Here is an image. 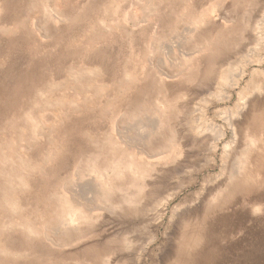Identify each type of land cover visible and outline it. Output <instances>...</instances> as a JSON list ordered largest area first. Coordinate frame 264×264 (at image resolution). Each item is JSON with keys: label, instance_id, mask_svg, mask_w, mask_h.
Wrapping results in <instances>:
<instances>
[{"label": "rangeland", "instance_id": "obj_1", "mask_svg": "<svg viewBox=\"0 0 264 264\" xmlns=\"http://www.w3.org/2000/svg\"><path fill=\"white\" fill-rule=\"evenodd\" d=\"M0 264H264V0H0Z\"/></svg>", "mask_w": 264, "mask_h": 264}, {"label": "bare ground", "instance_id": "obj_2", "mask_svg": "<svg viewBox=\"0 0 264 264\" xmlns=\"http://www.w3.org/2000/svg\"><path fill=\"white\" fill-rule=\"evenodd\" d=\"M260 87V85H256V88H259Z\"/></svg>", "mask_w": 264, "mask_h": 264}]
</instances>
